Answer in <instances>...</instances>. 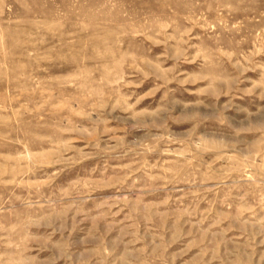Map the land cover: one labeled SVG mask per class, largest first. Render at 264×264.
<instances>
[{"label": "rangeland", "instance_id": "374dc122", "mask_svg": "<svg viewBox=\"0 0 264 264\" xmlns=\"http://www.w3.org/2000/svg\"><path fill=\"white\" fill-rule=\"evenodd\" d=\"M0 264H264V0H0Z\"/></svg>", "mask_w": 264, "mask_h": 264}]
</instances>
